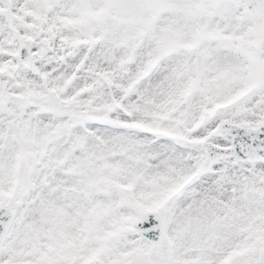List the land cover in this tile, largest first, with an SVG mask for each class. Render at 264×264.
Instances as JSON below:
<instances>
[{
  "label": "snow or ice",
  "instance_id": "obj_1",
  "mask_svg": "<svg viewBox=\"0 0 264 264\" xmlns=\"http://www.w3.org/2000/svg\"><path fill=\"white\" fill-rule=\"evenodd\" d=\"M0 264H264V0H0Z\"/></svg>",
  "mask_w": 264,
  "mask_h": 264
}]
</instances>
